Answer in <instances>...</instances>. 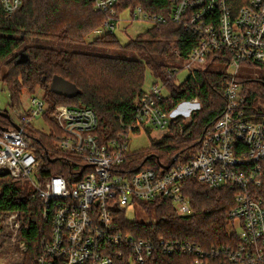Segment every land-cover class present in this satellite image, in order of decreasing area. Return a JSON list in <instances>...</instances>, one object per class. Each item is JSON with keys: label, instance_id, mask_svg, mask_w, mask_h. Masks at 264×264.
<instances>
[{"label": "built area", "instance_id": "obj_1", "mask_svg": "<svg viewBox=\"0 0 264 264\" xmlns=\"http://www.w3.org/2000/svg\"><path fill=\"white\" fill-rule=\"evenodd\" d=\"M96 11L106 14L105 29L112 34L126 12L134 21L152 25L172 21L184 24L192 35L195 48L186 61L189 75L207 67L213 56L227 61L223 98L226 108L215 125L202 136L196 155L187 162L160 164L134 170L128 160L131 136L142 131L168 135L176 116L161 103L168 91L161 78L135 101V123L119 133L118 139L100 142L99 126L92 109L58 106L54 119L62 132L56 144L58 157L71 166L72 174L47 176L40 182L37 148L26 135L33 119L43 118L47 102L32 97L26 112L18 114L13 128H0V173L13 179L29 181L34 196L44 205V219L51 223V234L43 244L39 264H264V203L255 195L261 188V164L264 161V115L249 110L238 79L242 69L262 66L264 70V0H247L237 6L235 0H169L167 16L146 12L141 6L117 16L116 4L122 0H90ZM11 18L23 0H1ZM178 68L171 69L177 77ZM194 109L200 104L192 101ZM200 108V107H198ZM11 118V117H10ZM195 179L211 190L235 192V207L229 216L240 222L228 245L205 250L196 244L166 239L151 240L124 231L119 211L133 204L162 198L171 201L179 217L192 214L184 184ZM19 215L8 223L20 230ZM153 223V222H151ZM149 223V224H151ZM23 251L27 250L22 244ZM183 257V260L166 259Z\"/></svg>", "mask_w": 264, "mask_h": 264}, {"label": "trees", "instance_id": "obj_2", "mask_svg": "<svg viewBox=\"0 0 264 264\" xmlns=\"http://www.w3.org/2000/svg\"><path fill=\"white\" fill-rule=\"evenodd\" d=\"M235 2L240 7L246 5L247 0ZM140 6L146 12L167 16L172 5L169 0H122L115 6L117 16ZM105 21L106 14L96 11L90 0H23L21 8L11 18L7 17L0 0V63L4 62L8 68L4 73L0 69V81L5 83L12 101L38 89L44 90L47 96L43 120L49 132L32 125L26 131L37 148L40 182L47 176L69 178L72 174L71 166L55 152L62 134L54 119L58 106L92 109L99 121L95 134L101 144H107L117 140L119 133L135 123L134 104L145 92L148 71L165 84L168 97L161 104L169 114L179 105L197 100L200 109L193 112L190 119L176 116L168 135L153 142L150 149L131 154L128 163L134 170H158L160 164L187 162L196 155L202 136L226 108L223 92L230 77L225 71L226 59L213 56L205 69L196 76L190 75L182 84H177L175 76L171 75L174 67L165 61L175 55L174 51L185 60L195 48V41L184 24L172 21L155 24L125 46L114 33L108 32L88 41L94 33L105 29ZM70 45L83 49L69 50ZM113 51H124L139 58L112 55ZM252 68L262 69V66ZM57 81L67 83L71 90L56 89ZM238 83L247 108L264 115V110L256 107L257 99H264V81L243 74ZM0 128L12 129V119L0 116ZM261 166L262 185L255 195L264 203V161ZM23 182L27 183L13 179L9 172L0 173V237L8 227L9 216L19 215L21 227L16 238L19 246L24 243L27 247L22 251V264H39L44 241L51 234V223L44 219L42 200L34 196V191L19 187ZM184 189L192 207L190 216L179 217L168 199L148 201L142 206L154 222L129 223L124 210H120L118 219L124 231L154 244L164 238L193 243L205 250L233 242L235 232L231 229L235 222L229 214L236 204L235 192L211 190L195 179L185 182ZM178 259L183 260V257L166 261Z\"/></svg>", "mask_w": 264, "mask_h": 264}, {"label": "rangeland", "instance_id": "obj_3", "mask_svg": "<svg viewBox=\"0 0 264 264\" xmlns=\"http://www.w3.org/2000/svg\"><path fill=\"white\" fill-rule=\"evenodd\" d=\"M120 22H118L117 27L115 28L114 35L117 36L119 41L123 46L127 45L132 40H135L137 37L141 36V34L145 33L147 30L152 28V24L150 22L146 21H134L130 17V13L126 12L120 17ZM107 33L106 29H100L97 33H94L91 38H88V41H93L97 39L98 37L104 35ZM31 42V40H30ZM63 48H67V46L61 45ZM69 50H82L79 45H70L68 47ZM175 53V51H174ZM119 55V56H129V57H136L138 56L131 55L129 53L125 54L124 51H113L111 53ZM168 66H172L174 68L179 69V73L176 75V83L182 84L185 82V80L190 76L189 71L187 69L186 61H180L176 57V54L173 57L168 58L166 61ZM0 69L2 72H7L8 68L5 66V63H0ZM242 73L245 77H250L258 81H264V70L263 69H255L248 67L246 69H242ZM242 74V75H243ZM146 77V83L144 86L145 90H149L153 84L156 83V78L152 76V74L148 71L145 75ZM32 97H39L41 99L47 98L45 95V91L38 89L32 94L25 93L20 98H15L14 101H12L9 91L7 90V87L4 82L0 81V111H9L10 117L14 123L18 121V114L26 112V109H28L30 105V100ZM14 104V107H11V105ZM194 103L192 101L183 103L179 105L176 109V113L183 116L184 118L190 119L191 114L193 112L198 111L200 106H196L194 109ZM257 108H261L264 110V99L258 98L256 103ZM32 127H34L37 130H41L43 132H49V127L47 123H44L43 118L39 119H33L31 123ZM163 134L158 131H142L141 133L137 135L131 136L129 140V149L132 150L133 153H138L141 151H145L150 149L152 146V143L155 141H159L161 138H163ZM27 183H20V188H26L29 191H34L35 188L32 186V184L29 181H26ZM125 217L127 222L134 223V222H140L149 224L151 222H154V219H151L149 214L145 211L144 207L140 204H133L132 206L125 207L124 208ZM233 231H236L237 233L241 232V224L240 222H235L232 229ZM17 231L14 230L11 225L8 223V227L2 237H0V264H22V244L19 246L18 244V238L17 237ZM5 250V251H4Z\"/></svg>", "mask_w": 264, "mask_h": 264}, {"label": "water", "instance_id": "obj_4", "mask_svg": "<svg viewBox=\"0 0 264 264\" xmlns=\"http://www.w3.org/2000/svg\"><path fill=\"white\" fill-rule=\"evenodd\" d=\"M56 89L60 88L61 91L62 90H67V91H70L71 90V86L68 85L67 83L65 82H62V81H57V83H55V86H54ZM0 116H4L6 118H10V114L7 112V111H0Z\"/></svg>", "mask_w": 264, "mask_h": 264}]
</instances>
